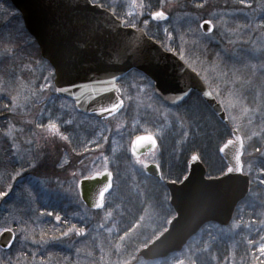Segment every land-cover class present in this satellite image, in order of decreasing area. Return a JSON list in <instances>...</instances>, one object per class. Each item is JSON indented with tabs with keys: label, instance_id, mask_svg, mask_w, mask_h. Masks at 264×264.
<instances>
[{
	"label": "rangeland",
	"instance_id": "rangeland-1",
	"mask_svg": "<svg viewBox=\"0 0 264 264\" xmlns=\"http://www.w3.org/2000/svg\"><path fill=\"white\" fill-rule=\"evenodd\" d=\"M129 2L130 0H107L105 7L109 9V5H115L117 13L123 19L125 12L129 11L127 7ZM158 2L159 0H151L152 10H158ZM199 2L201 0H178V6L169 9V20L166 22L153 21L149 25L147 34L156 38L165 49H171L169 51L176 53L179 58L184 55L183 61L198 73L219 102L227 100L230 91L234 93L235 99L243 102L237 103L234 108L227 111L226 104L222 105L229 118L230 128L239 127L240 134L245 137V150L242 157L245 163V173L248 171L249 163L253 170V175L250 177V199L245 207L254 205L257 208L252 213L253 210H247L242 206L238 219H234L228 227L221 229L224 234L229 235L233 246L237 241H242V235L239 234L241 229L230 231L233 223L240 217H243L244 221L258 223V214L264 211L261 207L264 202V186L259 185L256 179L259 169L264 167V130H262V125H264V68L261 67L264 65V55H261L259 51L261 45L264 44V28L258 27L262 23L264 12L258 7L260 0H248V3L252 5L251 8L238 5L237 0H208L204 9H195L193 5ZM10 4L9 0H0V74L4 75L7 82L5 86L9 89L20 88L21 80L24 84L38 88L44 83L42 77L48 75L49 69L53 70V68L40 57L37 42L26 31L20 13ZM179 5H187V7ZM210 12L221 14L224 26L221 27L217 20L215 21L217 29L212 33L203 32L192 35L188 30L189 16H200L206 19ZM145 18L147 16L140 19ZM246 25L251 27H244ZM139 26L143 27L142 24ZM191 26L196 27L195 24ZM237 26H241L238 35L228 31ZM164 28H168L172 39L165 34ZM181 35L184 36L183 43L180 40ZM230 40L233 42L229 43ZM10 46H14L15 54L5 51ZM25 65L27 67H24ZM252 65H256V68L253 69ZM16 77H20L21 80ZM119 86L122 90L124 109L116 117L106 120L78 112L73 101L61 98L51 90L45 91L43 98L29 103L28 107L23 110L28 115L13 117L10 113L0 112L5 117L4 121H0V137L7 130L6 125L9 120H13L17 128L24 129L23 133H16L17 148H12L11 139L7 138L12 156L15 158L16 168L13 174L26 169L14 181L7 176L8 184L12 185V191L8 196L0 199V219L10 215L23 216L25 220L36 221L32 226L37 229V232L43 228L50 237L53 234L59 235L58 232L53 233L52 231L53 226L58 225L54 216L59 215L63 220L68 221V225L75 224L78 228H85L90 233L83 238L71 236L39 248L28 241L21 249V242L18 240L11 251L0 252V257L5 259L12 257L15 260L18 251L23 250L27 251L29 256L36 253L37 260L43 256L46 261H50V264H65V257L71 258V264H104L100 260V243L102 242L105 246V260H107L109 258L107 250L111 246L109 241L119 243L118 237L139 220L141 215L145 216V220L141 222V227L132 234L131 239L126 241L123 257H127L134 252L137 246L147 242L146 238L151 239L154 234L164 229V219L160 218L151 206L141 201L139 206H144V208H139V212L135 207L139 203L136 199L141 194L139 192L141 185L142 183L145 185L148 180H144L143 175H146L144 168L136 162V158L131 155L130 160H124L125 152L130 153L132 134L137 132L153 134L157 138L173 136L177 138L179 144H184L189 137L190 128L184 120L182 110L165 104L155 94L153 82L145 75L133 71L119 83ZM8 103H10L9 96L6 93H0V106ZM244 106L250 109L259 107L260 111L243 114ZM230 114L238 120H232ZM49 115L53 121L61 125L60 131L68 135L72 143L69 144L58 136H52L49 132L36 127V124L41 123L47 125ZM249 119L252 120L251 124L248 123ZM23 120H32L34 123L24 124ZM66 120H71L72 124H64L63 121ZM252 132L259 133V135L252 136L249 140L248 136ZM100 133L108 138L107 142L100 139ZM27 140H32L34 143H25ZM74 141L79 146L89 148L90 151L85 152L84 149L82 152H76L73 146ZM92 141H98L100 146L97 147L96 144L91 143ZM155 152L156 162H158L160 160L158 146ZM37 154L39 156L37 166L29 167L27 159ZM98 156L108 157L106 168L103 160L97 162L95 169L92 168L89 160ZM80 159H85V164L91 169L90 171H85L81 167ZM139 159L146 163L153 162L151 152L142 155ZM61 164L64 167H61ZM96 170L115 171V186L106 200V208L112 211L111 220L104 219V211H91L85 207L78 195L77 181L85 175L94 174ZM72 172L77 173L76 178L72 177ZM260 179H264V176ZM0 180L1 183L4 182V177ZM7 185L5 190H7ZM27 190L31 191V196ZM42 213L53 215H41ZM100 224L104 227L99 228ZM59 227L64 230L66 226L59 225ZM109 228L113 229L111 234L107 232ZM241 228L244 229L243 235H248L245 226L242 225ZM250 238H258L255 231L251 233ZM242 244H238L237 247H241ZM185 248L171 255L168 261L173 262L180 253L185 251ZM77 249L80 250L79 253ZM240 251L243 252L242 248ZM239 257L240 255L237 254V259ZM116 259V255L113 254L111 260ZM139 261L144 260L138 257L133 263L138 264ZM247 261L250 264V256L247 257ZM144 262L160 264L161 261Z\"/></svg>",
	"mask_w": 264,
	"mask_h": 264
},
{
	"label": "water",
	"instance_id": "water-1",
	"mask_svg": "<svg viewBox=\"0 0 264 264\" xmlns=\"http://www.w3.org/2000/svg\"><path fill=\"white\" fill-rule=\"evenodd\" d=\"M10 1L20 11L27 30L37 40L41 57L55 70V87L70 89L68 93H56L73 100L77 111L99 119L110 118L94 110L97 107L94 100L103 97L102 102L107 104L117 98L122 99L118 81L130 71L138 70L154 82L156 95L168 106L175 107L182 102L177 98L182 95L178 89H186L188 93L197 91L219 120L229 123L222 103L198 73L148 35L142 36L136 29L121 24L109 9L96 7L97 3L92 0ZM204 33L209 34L206 30ZM113 78L114 82L103 83L113 81ZM207 92L212 95H205ZM235 129L231 130L230 139L236 138L233 134ZM145 135L150 134L138 136ZM136 137L131 142L130 152ZM149 152L148 143L142 141L136 153L131 154L136 158ZM233 154L231 146L220 151L227 166L234 163ZM145 173L160 180L153 163L148 164ZM186 175L189 179L183 183V178L180 182H166L169 204L177 218L172 225L167 224L169 230L164 236L141 250L138 256L144 260L154 261L181 252L208 223L229 225L237 207L250 192V177L238 172L209 177L201 158L192 161L190 157ZM111 179L114 183L113 173ZM104 183L103 177L84 181V195L80 198L89 209L98 210L92 206L91 200ZM89 189H92V196ZM112 189L105 193V198Z\"/></svg>",
	"mask_w": 264,
	"mask_h": 264
},
{
	"label": "snow or ice",
	"instance_id": "snow-or-ice-1",
	"mask_svg": "<svg viewBox=\"0 0 264 264\" xmlns=\"http://www.w3.org/2000/svg\"><path fill=\"white\" fill-rule=\"evenodd\" d=\"M208 4V0H201L199 3H195L193 6L195 9H204L206 5ZM237 4L251 8L252 5L248 3V0H237ZM99 8H104L103 3H98L95 5ZM178 6V0H159L158 2V10H152L153 4L151 3V0H130L127 7L129 11H126L124 14V18L122 19L119 15H117L116 7L115 5H109V11L111 12L112 16L115 17L117 21H119L121 24H123L126 27H131L133 29H136L137 32H139L142 36L147 35L149 31V25L153 21H168L169 20V9H173ZM180 7H187V5H179ZM258 7L261 9L262 12H264V0H260V4ZM186 15H188L186 13ZM145 19H140L141 17H145ZM219 20V24L221 27L224 26V21L221 16V14L216 12H210L208 13V18H203L200 16H189V32L192 33V35L201 34L206 30V33H212L215 29H217V23L215 21ZM143 25V27H140L139 25ZM192 24H195L196 27L192 28ZM241 26H237L235 29H229L228 31L232 32L233 34H239ZM244 27H251L250 25H246ZM258 27L264 28V18H262V23L258 25ZM163 31L165 34L169 37V39H172V34L169 32L168 28H164ZM181 42H184V36L181 35L180 37ZM233 41H229V43H232ZM195 43V41H193ZM171 50V49H169ZM6 52H11L12 54H15V48L14 46L7 47L5 49ZM259 51L261 52V55H264V44L261 45ZM182 60L185 59L184 55H181L180 57ZM24 67H27L25 65ZM253 69L256 68V65L251 66ZM264 68V65L261 66ZM56 75L55 70L49 69L48 75L43 76L42 79L44 80V83L39 85L38 88L32 87L30 84H24L20 77H16V79L21 80V86L18 89H9L6 85V80L3 74H0V93H6L10 98V103L5 104L3 106H0V112H7L10 113L13 117H16L17 115H28L27 112L23 111L26 109L30 102L34 100H38L43 98V94L45 91L51 90L54 92H60V93H68L70 92L69 88H60L55 87V85L52 83L53 77ZM226 75V74H225ZM237 79H241V77H237ZM115 78H113V81H107L103 83H112L114 82ZM250 82V81H249ZM117 93H119V89H116ZM179 92L182 93V95H179L177 98L181 101H183L188 95V91L186 89H178ZM14 93V94H13ZM205 95H212L211 92L205 93ZM219 95V93H218ZM79 98L77 97V100ZM131 99V97H129ZM103 97L100 98V100H94V103L97 104V107L94 109L95 111H98L102 116L111 117L114 116L117 113H120L123 110L124 107V100L123 99H115L114 101H111L107 104L102 102ZM222 104H226V111L230 108H234L237 103H243L242 101L234 98V93L229 92L228 99L227 100H221ZM252 111H260V108L257 107L256 109H250L247 106H244L242 109L243 114H247ZM230 118L234 121H237L238 118L231 116ZM22 123L24 124H32L34 123L32 120H23ZM64 124H72L71 120L63 121ZM248 123L251 124L252 120L249 119ZM37 128L43 129L47 132H49L52 136H58L61 140L68 142L69 144L72 143L70 137L68 135H64L61 131V125L56 123L52 120L51 115H49V121L47 125L45 124H36ZM7 130L3 132V135L5 137H8L11 139L12 142V148H17V135L16 133H23L24 129L17 128L16 124L13 122V120H9L6 125ZM107 130V129H106ZM262 130H264V125H262ZM240 132V128L237 127L235 129V132L233 133L236 138L235 139H229L227 143L224 145V148L220 149V151H224V149L229 148L230 146L233 149V160L234 163L231 164V166H227V172H222V175L227 176L231 173H241L248 177H252L253 170L252 165L248 164V171L245 173V163L242 159L244 156V150H245V137L243 135H238ZM162 135V132L160 133ZM186 135V133H185ZM259 135V133L252 132L250 136H248V139L251 140L252 136ZM100 139L107 142V137L103 135V133H100ZM146 141L149 146V151L152 153V159H153V168L154 171L157 173L158 178L160 180L164 179V173L161 171V165L160 163L156 162V152L155 149L157 148V139L155 138V135H145V136H137L136 141L132 144L131 152L133 154L136 153L137 146L142 142ZM25 143L32 144L34 141L27 140ZM91 143L96 144L97 147H99L98 141H92ZM90 151L89 148H85V152ZM259 151V149H257ZM82 155V154H81ZM39 159L38 154L34 157H29L27 159V163L29 167L35 168L37 166V161ZM103 160L105 168L108 164V157L106 156H98L95 159L89 160V163L92 165V168H96V164L98 161ZM192 161H199L200 157L198 155H192L191 156ZM136 162L139 163L142 168H148V164L144 161L139 159V157H136ZM79 164L85 171H90L91 169L88 168V165L85 164V159H80ZM61 167H64L63 164L60 165ZM26 169H21V171H16L13 173H8L10 180H15L17 176H20L23 171ZM73 178H76L77 173L72 172L71 173ZM261 176H264V167H261L259 169V172L256 176V179L259 183V185L264 186V179H260ZM98 177H103L106 183L103 184V187L98 191V194L95 196H92V189H89V195L92 196V206L95 209L101 210L105 212L104 219L105 220H111L112 219V211L108 210L105 205V193H108L110 189L113 188V182H112V173L111 171H100L96 170L95 175H85L83 177V180L77 181V188H78V195L83 196L84 195V189L83 184L84 181H93L97 180ZM189 179V176L185 175L183 177L184 181H187ZM176 181H172V183H175ZM12 191V185H7V190L0 191V199H3L4 197L8 196L9 192ZM29 196H31V191L27 190ZM261 207L264 208V202H262ZM41 215H48L52 216V213H42ZM177 216L172 215L171 219H167L165 222L168 225H172L173 221L176 220ZM55 221L58 222V225H54L52 228L53 233H59V235L53 234L52 236H48L45 229L41 228L39 232H37V229L33 227L32 225L36 223V221H28L25 220L23 216H12L5 217L3 219H0V252H2L5 248H7L9 251L15 246L16 242L19 240L21 242V249L25 247V242L30 241L34 246L39 248L40 246H48L51 242L55 241H61L64 238H69L71 236H79V237H86L90 235L88 231H86L85 228H78L75 224L68 225L67 220H63L59 215L54 216ZM145 220V216L141 215L139 217V220H137L134 224H132L131 227H129L127 230L123 232V235H120L118 237L119 243H110V248L107 250V256L109 257L107 260H105V246L101 242L100 247V260L104 262V264H133V261H137L138 255L142 249H147L149 247V244H154L156 240H159L160 237L164 236L166 232H168V228H164L162 231H159L158 234H154L153 238L148 239L146 238L145 243H143L141 246H137L134 249V252L129 254L127 257H123V250L125 249V243L127 240L131 239V236L133 233H135L136 229L141 227V222ZM59 225L66 226L64 230H61ZM244 225L245 228L248 231V235H243L244 229L241 228V226ZM99 228H103L104 225L100 224L98 225ZM241 229L242 235V241H237L232 246V251L223 258L224 264H248L247 257H251L250 264H264V211H261L258 214V223L254 221H244L243 217H240V219L233 223L232 229ZM95 231V229H93ZM255 231L256 237L258 238H250L251 233ZM107 232L111 234L113 232L112 228L107 229ZM96 238H94L95 240ZM243 243L245 247V251L242 255H240L239 259H237V245ZM211 247V244L208 242L204 243V246L202 248H198L195 251L188 246L185 248V251L180 253L172 262V264H185V261H187V264H197V253H207L209 252ZM79 249H77V252L79 253ZM115 254L117 259L115 261L111 260V256ZM36 253H32L31 256H29V253L27 251L20 250L18 251L16 255V259L13 260L12 257H7L5 259L4 257H0V264H50V261H46L43 256H40L39 260L36 259ZM229 257L231 258L229 260ZM65 264H71V258L65 257ZM138 264H146L144 261H139ZM219 264V262H218Z\"/></svg>",
	"mask_w": 264,
	"mask_h": 264
},
{
	"label": "trees",
	"instance_id": "trees-1",
	"mask_svg": "<svg viewBox=\"0 0 264 264\" xmlns=\"http://www.w3.org/2000/svg\"><path fill=\"white\" fill-rule=\"evenodd\" d=\"M92 1L103 3L104 7L107 5V0ZM117 15L119 14L117 13ZM177 108L182 110L184 120L189 125V137L184 144H179L177 138L173 136H163L159 138L158 147L160 149L161 171L164 173V179L163 181H158L153 177L143 175L145 178L143 179L148 181L145 185L142 183L143 185H141L139 190L141 194H139V197L136 199L139 203L135 206L138 210L141 207L144 208V206H139L141 201L151 206L159 214V217L164 219V228L166 227L165 221L174 215V211L168 203L165 182L168 180L180 181L188 171V160L193 154H198L200 156L207 168L208 176L213 177L222 174V172L226 170L227 165L221 158L219 149L222 144L231 137L230 126L220 122L198 92H191ZM4 118V115L0 114V121H4ZM139 134V132L132 134V137L134 138ZM76 139L77 138H75V140ZM87 139L89 138L87 137ZM73 146L76 152H82L85 149V146H79L75 141ZM130 159L131 154L125 152L124 160L128 161ZM14 161L15 158L12 156L9 140L2 135L0 137V178L4 177V182H0V191L6 189V185L8 184V173H13L16 168ZM49 168H51V166H49ZM49 172L51 173L50 170ZM249 199L250 195L238 207L235 219H238L242 206L245 207ZM256 208L257 206L254 205H247L245 207L247 210H253L252 213L256 211ZM221 229H223V227L219 225L212 223L207 224L189 241L186 247L190 246L193 251L202 248L205 242L211 244L209 252L197 253V264L224 263L223 258L231 252L232 242L229 239V235L224 234ZM240 248H242L243 252L240 251ZM244 250V244H242L241 247H237V254L241 255V253H244ZM161 264H172V262H169L167 259Z\"/></svg>",
	"mask_w": 264,
	"mask_h": 264
},
{
	"label": "flooded vegetation",
	"instance_id": "flooded-vegetation-1",
	"mask_svg": "<svg viewBox=\"0 0 264 264\" xmlns=\"http://www.w3.org/2000/svg\"><path fill=\"white\" fill-rule=\"evenodd\" d=\"M263 18H264V14H263ZM122 82V81H121ZM121 92H122V90H121ZM158 139V141H159V138H157ZM149 163H153V162H149ZM149 163H147V164H149ZM158 163H160V165H161V161L159 160L158 161ZM110 171H112L113 173H114V177H115V171L114 170H110ZM84 177V176H83ZM8 178V177H7ZM81 179V178H80ZM79 179V180H80ZM77 190H78V188H77ZM9 251V250H8ZM140 258V257H139ZM141 259V258H140Z\"/></svg>",
	"mask_w": 264,
	"mask_h": 264
}]
</instances>
